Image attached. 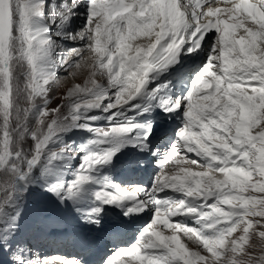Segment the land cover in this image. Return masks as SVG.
I'll list each match as a JSON object with an SVG mask.
<instances>
[{"label": "snow or ice", "instance_id": "6c2138e0", "mask_svg": "<svg viewBox=\"0 0 264 264\" xmlns=\"http://www.w3.org/2000/svg\"><path fill=\"white\" fill-rule=\"evenodd\" d=\"M45 4L0 0V252L8 250L19 215L15 212L4 224L6 208L31 183L33 169L67 122L104 138L90 144L110 147L84 155L67 187L45 183L44 190L61 202L75 196L91 180L89 173L110 163L122 147L159 157L150 188L108 183L113 191L96 193L101 205L133 202L125 217L149 205L154 210L136 242L116 250L106 264H264V0H52L48 24L35 27L36 20L45 19ZM78 8L86 12L85 23L75 32L62 33L59 29ZM52 24L57 26L52 35L76 46L56 44L49 35ZM238 29L243 34L237 36ZM209 42L208 59L186 96L162 98L156 105L132 103L139 97L155 99L168 85L148 90L152 74L178 63L181 51L199 55ZM57 68L73 81L78 75L84 79L66 86L62 102L50 108L49 93L61 85ZM105 100L104 112L116 110L109 121L123 116L125 107L141 116L155 108L165 115H179L182 109V126L161 154L154 138L169 134L157 137L153 120L135 123L128 117L106 129L79 123L80 112L99 109ZM34 110L33 127L29 120ZM26 139L32 142L29 148L24 147ZM58 158L56 152L47 155L49 162ZM164 191L184 199H162ZM102 211V206L90 209L84 222L99 228ZM178 215L191 217L192 224L173 222ZM50 226L57 224L52 221ZM164 229L171 234L165 235ZM180 233L188 240L194 237L195 247L182 243ZM8 259L13 264H81L63 257L27 260L18 251Z\"/></svg>", "mask_w": 264, "mask_h": 264}, {"label": "rangeland", "instance_id": "374dc122", "mask_svg": "<svg viewBox=\"0 0 264 264\" xmlns=\"http://www.w3.org/2000/svg\"><path fill=\"white\" fill-rule=\"evenodd\" d=\"M49 4V0H46V4H45V19H43V20H36L35 21V24H34V26L35 27H42V26H45V23H47L48 22V20H47V11H48V8H47V5ZM50 31H52V28L50 29ZM49 31V32H50ZM72 70H68V72L70 73ZM22 76H23V73H22V71H21V69L19 68V67H17V78H18V81H21V83H22ZM58 77H61V85H60V87L59 88H56V89H53L50 93H49V97H50V104H49V107L51 108V107H56L58 104H60L62 101H61V97H62V95L64 94V92L66 91V86H71V84L72 83H82V81H83V79H84V77L82 76L80 79H78V81H73L72 79H71V77H70V74L69 75H67V77H66V72H63V73H61V74H59V75H57ZM35 111L36 110H34V112H33V118L32 119H30L29 120V125L30 126H35V119H34V116H35ZM66 124V122H64L63 123V127L64 126H66L65 125ZM61 127H62V125H61ZM31 144H32V142H31V140H28V139H26L25 140V142H24V147L25 148H29L30 146H31ZM49 153V151H46V154H48ZM37 170V168L35 167L34 169H33V173L35 172ZM97 171V169H95V170H93V171H91L90 172V174H94L95 172ZM109 189H111V188H109ZM124 189H126V188H124ZM119 208H117V210H118ZM191 219V218H190ZM190 219H185L186 221L187 220H190ZM176 220H180V218H172V221H176ZM180 222H181V220H180ZM183 223V222H182ZM143 227H145V226H143ZM168 230V229H167ZM123 247H126V245H124ZM119 248L117 247L115 250H114V253H115V251L116 250H118Z\"/></svg>", "mask_w": 264, "mask_h": 264}, {"label": "bare ground", "instance_id": "6f19581e", "mask_svg": "<svg viewBox=\"0 0 264 264\" xmlns=\"http://www.w3.org/2000/svg\"><path fill=\"white\" fill-rule=\"evenodd\" d=\"M86 55H90V53H86ZM82 76L81 75H78L77 76V78H76V80L75 81H78V79H80ZM121 154H124V151H121ZM104 189L106 190V191H109V192H111V191H113V189H109V187H107V186H105L104 187ZM181 199H184V197L182 196V194H181ZM188 203H189V205H192L193 203L191 202V200H189L188 201ZM113 207V211L114 212H116L117 211V208H119V206L117 207V206H112ZM131 215H133V214H130L129 216H127L128 218H130L131 217ZM190 219L191 217H188V216H182L181 218H180V220H181V222H180V220H176L175 222H179V223H184L186 220L185 219ZM178 219V218H177ZM174 222V221H173ZM182 223V224H183ZM137 228L138 229H140L141 231H142V229L144 228L143 226H137ZM167 234L169 235V234H171V232H170V230H167ZM121 237H123V235L121 236ZM127 247V246H126ZM121 259L122 260H125V259H128L127 257H121Z\"/></svg>", "mask_w": 264, "mask_h": 264}]
</instances>
